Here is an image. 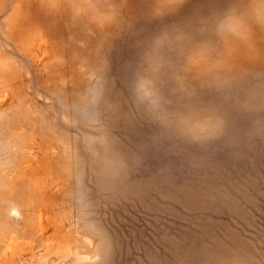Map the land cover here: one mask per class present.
<instances>
[{"label": "rangeland", "instance_id": "obj_1", "mask_svg": "<svg viewBox=\"0 0 264 264\" xmlns=\"http://www.w3.org/2000/svg\"><path fill=\"white\" fill-rule=\"evenodd\" d=\"M0 264H264V0H0Z\"/></svg>", "mask_w": 264, "mask_h": 264}]
</instances>
